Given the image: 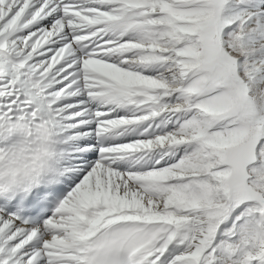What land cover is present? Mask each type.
<instances>
[{
  "label": "snow or ice",
  "instance_id": "obj_1",
  "mask_svg": "<svg viewBox=\"0 0 264 264\" xmlns=\"http://www.w3.org/2000/svg\"><path fill=\"white\" fill-rule=\"evenodd\" d=\"M0 264H264V0H0Z\"/></svg>",
  "mask_w": 264,
  "mask_h": 264
}]
</instances>
